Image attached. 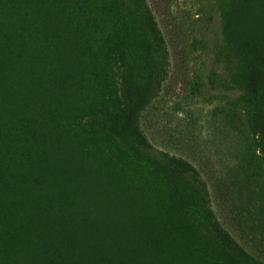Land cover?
Wrapping results in <instances>:
<instances>
[{"label": "rangeland", "instance_id": "374dc122", "mask_svg": "<svg viewBox=\"0 0 264 264\" xmlns=\"http://www.w3.org/2000/svg\"><path fill=\"white\" fill-rule=\"evenodd\" d=\"M0 264H264V0H0Z\"/></svg>", "mask_w": 264, "mask_h": 264}]
</instances>
